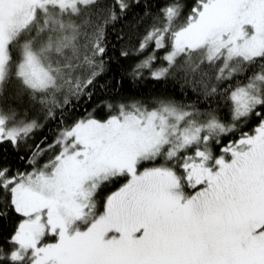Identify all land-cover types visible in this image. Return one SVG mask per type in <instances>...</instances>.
Instances as JSON below:
<instances>
[{
	"label": "snow or ice",
	"instance_id": "6c2138e0",
	"mask_svg": "<svg viewBox=\"0 0 264 264\" xmlns=\"http://www.w3.org/2000/svg\"><path fill=\"white\" fill-rule=\"evenodd\" d=\"M141 4L0 0V264H264V0H143L117 51L109 28ZM149 48L133 80L179 78L215 106L109 99L65 122L113 54Z\"/></svg>",
	"mask_w": 264,
	"mask_h": 264
},
{
	"label": "trees",
	"instance_id": "16d2710c",
	"mask_svg": "<svg viewBox=\"0 0 264 264\" xmlns=\"http://www.w3.org/2000/svg\"><path fill=\"white\" fill-rule=\"evenodd\" d=\"M143 6V0L140 7H134L132 12L129 13L126 20L121 21L115 25V28H109L108 39L110 43L118 51L123 45H127V41L120 42L116 40V33L120 31L121 28L124 29L125 33H129L127 28L128 21L132 20L135 15L141 14V9ZM143 28H141V32ZM151 53V48L146 50L140 55L130 54L127 58H119L113 54V60L109 63L102 75L98 78L97 84L103 85L104 87H97L95 89V95H93L92 100L88 101L86 98L80 100L79 102L74 101L73 108H70L65 112V122L71 123L72 120L78 119L86 114V112L92 111L96 108L97 118H104L106 115V110L103 108H97V105L101 100L109 99H120V98H134L143 99L148 101L152 98H173L176 101L195 105L200 110H205L210 105L215 106V101L213 99L205 100V98L199 93L198 90L194 91L190 84H185L182 79H167L155 81L147 78L148 73L145 72V78L140 80H133L129 75L131 68L137 64L140 60H143ZM163 52L157 53V56H162ZM159 62L157 63V66ZM226 112V110H225ZM254 121L247 126H243V130L247 131L251 126H253ZM59 119L55 121L44 122V127L37 130L34 139L30 143H39L45 137L49 142L54 138L56 131L58 129ZM239 136V131L234 135H229L223 138V143H227L229 140L235 139ZM8 149V157L10 163L14 168H19L20 170H25L27 168L26 160H20L17 158V154L8 146L4 145ZM216 151L219 150L217 147ZM20 155L27 156L28 153L23 149ZM147 166H152L151 164H146ZM30 170V169H29ZM121 181L120 183H122ZM119 185H113L108 189H105L100 193V198L102 199L110 191L115 190V187ZM11 224L7 220H0V230L4 231L6 234L10 229Z\"/></svg>",
	"mask_w": 264,
	"mask_h": 264
}]
</instances>
